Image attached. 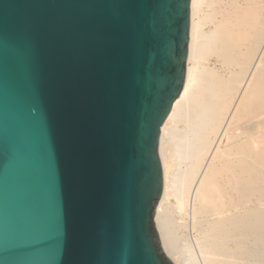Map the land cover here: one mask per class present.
<instances>
[{
    "label": "water",
    "instance_id": "95a60500",
    "mask_svg": "<svg viewBox=\"0 0 264 264\" xmlns=\"http://www.w3.org/2000/svg\"><path fill=\"white\" fill-rule=\"evenodd\" d=\"M191 0H0V264H175L155 225Z\"/></svg>",
    "mask_w": 264,
    "mask_h": 264
},
{
    "label": "bare ground",
    "instance_id": "6f19581e",
    "mask_svg": "<svg viewBox=\"0 0 264 264\" xmlns=\"http://www.w3.org/2000/svg\"><path fill=\"white\" fill-rule=\"evenodd\" d=\"M190 13L155 225L175 264H264V0H191Z\"/></svg>",
    "mask_w": 264,
    "mask_h": 264
},
{
    "label": "rangeland",
    "instance_id": "374dc122",
    "mask_svg": "<svg viewBox=\"0 0 264 264\" xmlns=\"http://www.w3.org/2000/svg\"><path fill=\"white\" fill-rule=\"evenodd\" d=\"M210 26H206L205 30L209 31ZM215 63V59H212L209 64L213 65ZM187 228H183L180 233L181 235L186 236V238H190L192 241H194V238L198 235L197 230L193 229L192 222L187 218L186 220ZM191 223V224H190ZM190 225V226H189ZM190 230V231H189ZM192 237V238H191Z\"/></svg>",
    "mask_w": 264,
    "mask_h": 264
}]
</instances>
